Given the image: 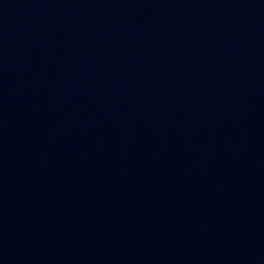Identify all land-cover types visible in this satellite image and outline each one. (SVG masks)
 Returning <instances> with one entry per match:
<instances>
[{
  "label": "water",
  "instance_id": "water-1",
  "mask_svg": "<svg viewBox=\"0 0 264 264\" xmlns=\"http://www.w3.org/2000/svg\"><path fill=\"white\" fill-rule=\"evenodd\" d=\"M0 264H264V0H0Z\"/></svg>",
  "mask_w": 264,
  "mask_h": 264
}]
</instances>
